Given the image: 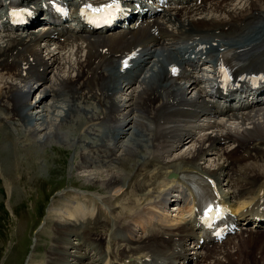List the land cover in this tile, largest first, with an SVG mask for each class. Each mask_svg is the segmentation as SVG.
<instances>
[{"label": "bare ground", "instance_id": "6f19581e", "mask_svg": "<svg viewBox=\"0 0 264 264\" xmlns=\"http://www.w3.org/2000/svg\"><path fill=\"white\" fill-rule=\"evenodd\" d=\"M233 1L222 0L210 8L212 11L222 10L224 4L223 11L227 13L229 19L203 14L204 6L193 4V8L189 10H184L183 7L165 12L163 19L166 20V24L157 19L145 27L132 26L112 36L87 32L86 26L73 29L69 32L70 37L61 36L66 40L65 43L59 44L57 50L64 51L67 46H73L70 59L74 57L75 63L69 60L62 67L61 62L65 57L61 59L59 53L49 51L47 60L38 49L39 40L48 39L49 43L54 42L49 40L51 33L29 31L26 35L8 34L2 38L0 98L9 99L19 81L27 83L28 79L22 74L24 67L31 65L29 73H37L31 79L35 85L34 92L40 91L41 95H44L36 121L37 124H41L40 128H44L43 133L48 132L42 140L45 143L52 139L56 127L70 124L78 126L81 123L79 118L81 114L97 111L93 102L102 108L109 107L110 99L116 93L133 90L136 84L143 88L145 95L141 100L135 99L134 96L130 114L125 116L118 126L111 127L109 133L99 134L98 138L101 145H104L106 139L118 132L117 144H122L120 150L125 148L127 151H135L138 144L150 145L154 156H142L145 160L140 163L138 172L128 182L110 166L107 172L98 174L102 179H87L90 183L93 180L100 182L109 193L122 183L121 190L124 189V192L120 196H114L117 199L115 201H110L109 198L101 201L107 206L108 212L99 204L95 206V216L86 213L82 206L77 209L72 206L74 210H70L68 217H59L53 229L56 233L53 235L54 244L48 252L47 264H118L120 260H123L121 264H144L147 257H153L148 255V251L154 254L181 248L182 252L176 256L187 253L183 246H186L185 242L189 241L194 230V225L190 228L186 222L191 215L181 217L180 221H185L184 224L181 222L179 224L176 219L159 218L165 224L161 223L162 225L150 231L147 237H144L145 234L157 225L151 220L140 219L139 216L143 199L152 206L153 211L164 216L170 213L160 208L168 204L166 199L171 194L178 193L186 207L194 203L192 193L180 184L179 179H166L172 173L208 176L214 179L222 196L241 218L258 212L255 207H260L264 200L261 195V192H264V99L262 98L263 101L250 110H238L233 106L235 104L226 102L222 104L216 98L203 101L200 93L197 101H188L184 98L185 91L191 87L196 89L198 79L183 72L179 78H174L170 70L175 65L184 68V64H188L185 60L194 64L196 61H203L205 55H214L215 60H218L221 54L235 52L240 56L235 57L236 61L247 71H264V0L245 2L241 0L238 5H234ZM8 4V0H0V6ZM167 24L173 28L171 32L166 28ZM154 29H157L158 34L152 33ZM181 40L191 41L190 44L203 42L208 47L207 53H196L195 57H192L194 53L187 55L184 48L181 46L177 48L174 45ZM167 42H170L171 46H166L164 50L153 49V46L164 45ZM138 47L142 49L136 73L129 71L124 74L117 64L119 57L117 59L116 57ZM84 50H87V53L82 56ZM105 64L111 69L110 73L106 72ZM66 68H69V76L64 75ZM158 69L160 72L156 71ZM50 74H55L54 82H58L57 87L59 85L65 87L47 86L46 80ZM182 79L190 85L188 88L186 83L182 85L179 82ZM152 83L156 85L150 86ZM66 88L71 90L67 91ZM133 92H137V88ZM261 95H264V92ZM50 97L54 103L47 109L44 105ZM90 104L93 107L89 106ZM115 107L113 105V108ZM139 108L149 115L151 124L154 125V134L149 132L152 131L151 126L148 130H143V117L136 114ZM0 111L6 113L10 111L9 108H5L1 99ZM13 111L16 112L14 106ZM220 116L222 118L218 120ZM234 121H237V127L233 126ZM6 125L21 135L22 132H26L13 117L6 118ZM196 130L198 132L194 134ZM185 137H189L190 141L182 147L186 149L189 144L192 146L177 153L181 150L179 147L184 143ZM123 138L128 140L121 143ZM226 142H235L238 146L223 145ZM164 153L173 154V158L163 159ZM109 156L102 155V158L107 159ZM233 156L239 161L236 165L230 162ZM124 169L126 170V167ZM248 198L249 201L246 202ZM84 203L87 204L86 200ZM248 205H253L254 208L242 212ZM124 209H128V212H124ZM120 211L122 213L119 215ZM114 213H118V216ZM123 227L128 233V240L115 239L116 229ZM140 231L143 233L140 234ZM248 232L264 235L262 232L252 230ZM244 236L248 235H242L218 250H209L203 257L202 264H256L257 256H260L259 264H264L263 246L258 244V248L256 246L257 249L252 253L253 247L248 252H243L246 251L243 246L256 244ZM121 243H127V247L118 253L115 248ZM244 255H246L244 259L236 262V259ZM249 255L250 258H247ZM131 257L135 259L127 262Z\"/></svg>", "mask_w": 264, "mask_h": 264}, {"label": "rangeland", "instance_id": "374dc122", "mask_svg": "<svg viewBox=\"0 0 264 264\" xmlns=\"http://www.w3.org/2000/svg\"><path fill=\"white\" fill-rule=\"evenodd\" d=\"M240 1L241 0H234L233 3L234 5H238ZM243 1L245 2V0ZM230 4H232V2ZM225 16H227V14ZM66 70L69 72V68H66ZM55 83L58 85V82L55 81ZM145 120H147L146 122H150L148 119ZM43 129L37 131L35 128L37 132H41L36 135L38 139H44L46 133H48H43ZM50 135L51 134H49V136ZM27 143H31L30 147L26 145ZM39 143L42 145H36L31 140L19 141L15 145L14 151L6 154L4 153L6 145L3 141H0V151H2V159H0V205L5 198V195L7 197L11 196V201L6 202V207L11 214L5 229L9 240L8 245L11 244L18 254L17 258L16 255H13L11 258L9 257L8 261L10 259L11 261L8 264H24L29 252L30 243L31 241L33 243V239L39 235V233H42V236H38L39 238L37 237L39 240V248L36 252L35 261L30 264H45L47 261V251L45 248H48L49 245H51L50 238L52 236L53 220L56 215L62 213V211L66 210L70 213V210L72 211L74 208L77 209V207L80 206L77 197L96 199L86 200V205L90 204L91 207L95 208L96 204L101 205L99 202L103 199L107 200L109 198L108 200L115 201L117 199L114 196H120L124 192V189L121 190L122 183L116 186L114 189L116 192L113 190L109 193V191H106L102 187L100 182H96V179H102V176L98 175L103 174L101 171L90 169L88 170L89 172H84L78 170L75 166L83 163V161L79 159V152L77 150L78 146L74 148L71 145L65 144L63 141L58 143L54 137L47 144H44V141H39ZM191 146L192 144H189L188 147ZM188 147L186 146V149L183 147L184 149L182 148L177 151V153H180L182 150H187ZM122 156L125 157V160L127 157L126 162L124 161L122 163V165L124 164L122 170L123 175L127 174V177L124 179L128 182L129 176L135 171L136 156L131 151ZM234 157L235 156H233V158ZM125 167L126 170L124 169ZM89 175H91L90 178ZM91 178H96L93 180L95 181L94 183L93 181L91 183L87 181V179ZM70 187L91 190L92 193H83L78 189L70 191ZM67 190L68 192H66ZM52 193L55 194L52 196L51 202L48 205L49 212L48 216L46 215L47 221L43 223L39 217L40 209L47 203L46 200L48 199V195ZM72 206H74V208H72ZM83 209H87V207L83 206ZM51 211L52 216L49 218ZM90 211L91 210H86L85 212L93 214V216L96 215V210L95 212ZM124 212H128V209H124ZM121 213L122 211H120L119 215ZM116 215L118 216V213ZM256 235H260V237L257 238ZM244 238H248V240L256 244H249L246 242L250 247L248 245L243 246V249L246 250L243 252H248L251 247L255 248L258 244L262 247V244L264 243V235L262 234L249 233L248 236H244ZM256 239H258L260 243H258ZM239 240L240 238L237 241ZM240 243H245V241H240ZM237 247L239 248V245H237ZM252 252L254 251H251V253ZM245 257L246 255L242 258L236 259V262ZM6 259L7 256H5L3 264Z\"/></svg>", "mask_w": 264, "mask_h": 264}, {"label": "snow or ice", "instance_id": "6c2138e0", "mask_svg": "<svg viewBox=\"0 0 264 264\" xmlns=\"http://www.w3.org/2000/svg\"><path fill=\"white\" fill-rule=\"evenodd\" d=\"M173 71L175 72V69H173ZM208 211H209V212H211L212 210H211V209H209Z\"/></svg>", "mask_w": 264, "mask_h": 264}]
</instances>
